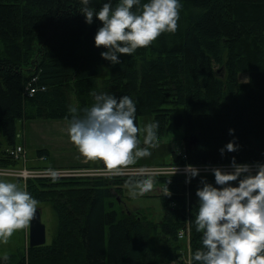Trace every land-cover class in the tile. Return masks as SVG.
I'll use <instances>...</instances> for the list:
<instances>
[{"label": "trees", "instance_id": "1", "mask_svg": "<svg viewBox=\"0 0 264 264\" xmlns=\"http://www.w3.org/2000/svg\"><path fill=\"white\" fill-rule=\"evenodd\" d=\"M80 7V0H0V129L6 140L0 141V168L21 165L23 158L11 155L17 121H69L70 107L94 102L93 90L132 96L138 121L144 114L161 120L160 142L169 128L184 130L185 152H174L170 163L120 169L228 166L232 156L264 160V0H184L177 30L134 54L120 53L117 64L95 45L102 22L94 17L86 23ZM229 128L241 147L222 155L220 147L232 139ZM191 135H197L195 144ZM103 165L109 169L105 161L97 168ZM171 174H154L163 187L158 221L129 212L119 199L138 175L30 178L27 190L52 202L57 231L51 244L0 256V264H186L185 244L191 264H200L192 259L202 246L196 189L201 176L214 182V174L200 173L190 183L186 174Z\"/></svg>", "mask_w": 264, "mask_h": 264}, {"label": "clouds", "instance_id": "2", "mask_svg": "<svg viewBox=\"0 0 264 264\" xmlns=\"http://www.w3.org/2000/svg\"><path fill=\"white\" fill-rule=\"evenodd\" d=\"M80 0L79 11L85 22L98 26L94 42L104 46L100 55L112 64L121 62L120 53L134 54L138 47L152 43L166 30H177L184 0ZM94 102L83 109L70 107L68 134L79 152L89 159H102L109 169L134 164L160 146L161 120L146 123L137 119V102L128 94L92 91ZM82 113V114H81ZM232 139L219 151L235 152L241 145ZM143 133V135H142ZM214 182L200 177L196 189L195 227L202 233L201 244L192 254L200 264H264V160L238 162L231 157L229 166L205 165ZM179 166L175 164L172 174ZM185 182L201 172L193 163L184 165ZM53 179L57 171L50 169ZM171 174V175H172ZM153 174L129 179L132 195L153 189ZM171 181V177L167 183ZM235 181L236 183H231ZM167 194L171 190L167 186ZM40 201L17 181L0 178V241L7 242L16 229L37 215ZM183 236V232L180 233Z\"/></svg>", "mask_w": 264, "mask_h": 264}, {"label": "rangeland", "instance_id": "3", "mask_svg": "<svg viewBox=\"0 0 264 264\" xmlns=\"http://www.w3.org/2000/svg\"><path fill=\"white\" fill-rule=\"evenodd\" d=\"M240 79L245 81L247 79V75H240ZM150 119H153L152 115L144 114L140 116L139 122L146 123ZM68 125L69 121L66 120L17 121L16 143L18 144L17 146H23L25 155L21 160V165L15 169L37 172H50V169H55L56 171L73 169L80 171L81 173L79 176H81L85 174L82 170L87 169L86 167L77 168V166L88 165L89 167L92 166L95 168L99 165V163L103 164L104 161L102 159H89L79 152L77 146L69 138L67 131ZM183 134V128H169L168 133L160 142V146L154 148L151 155L141 157L136 162H138L141 166L147 167L170 163L174 152L178 154L185 152ZM0 141L6 144V140L3 137L1 129ZM190 141V144H195L197 142V135H191ZM39 149H48L51 154H49V157L47 155L39 156ZM74 150L77 152L76 154H73ZM200 167V173L213 174L210 168H205L204 166ZM158 168L160 171H163V173L171 174L173 172L172 169L168 170V168H165L164 166H160ZM88 172V174L96 175L105 174L103 171H95L93 173L90 171ZM122 172H127V170L120 169L119 172L116 170L113 171L115 174H122ZM129 174L138 175L135 177L139 178L141 177L139 175H144L145 173H139V171H136ZM150 174L154 175V173ZM183 174L186 173L177 171L174 175ZM39 177L40 176L31 178L37 179ZM0 178L17 181L21 186L26 187L30 180V178L23 179L10 176H0ZM162 192L163 187L158 185L156 182L151 191L138 195H132L130 192V186H127L124 190L122 198L119 199L122 201L124 208L129 212L138 213L140 216L152 221H158L163 217L162 200L160 198V194ZM52 207L53 205L51 201H40L38 208V211H40L41 214L42 223L46 226V243L48 244L52 243L59 223L57 214L53 211ZM28 237L29 223L22 228L16 229L7 242L0 241V256L23 253L24 250L27 249V246H25L24 243L28 242ZM185 240L187 239L182 240V243ZM188 250V245L185 244L183 248V256L187 261L189 253Z\"/></svg>", "mask_w": 264, "mask_h": 264}, {"label": "built area", "instance_id": "4", "mask_svg": "<svg viewBox=\"0 0 264 264\" xmlns=\"http://www.w3.org/2000/svg\"><path fill=\"white\" fill-rule=\"evenodd\" d=\"M36 91V89H32L30 92H32V94H34ZM11 155L15 156L16 158H23L25 155V150L23 148V146H16L12 151H11ZM80 169H85V168H80ZM172 170H174V168H170ZM127 170V172H122V174H129V173H134L136 171L142 170V169H125ZM169 170V168H168ZM85 172L84 175L81 176H94L96 174H88L90 171L91 173L95 172V171H106L108 174H112L113 171H111L110 169L107 170H82ZM146 173H163V171H160L158 168H153V169H145L142 170ZM178 171H181L183 173H185L184 170V166L179 167ZM80 171H76L73 169H69V170H57V177H80ZM88 174V175H87ZM115 174V173H113ZM0 175H4V176H12V177H19V178H31V177H36V176H40V177H52L51 172H37V171H28V170H18L15 168H11V169H6V168H0ZM45 175V176H43Z\"/></svg>", "mask_w": 264, "mask_h": 264}, {"label": "water", "instance_id": "5", "mask_svg": "<svg viewBox=\"0 0 264 264\" xmlns=\"http://www.w3.org/2000/svg\"><path fill=\"white\" fill-rule=\"evenodd\" d=\"M47 242L46 226L42 223L40 211L29 222V247L45 245Z\"/></svg>", "mask_w": 264, "mask_h": 264}, {"label": "crops", "instance_id": "6", "mask_svg": "<svg viewBox=\"0 0 264 264\" xmlns=\"http://www.w3.org/2000/svg\"><path fill=\"white\" fill-rule=\"evenodd\" d=\"M47 150H48V149H47ZM49 152H50V150H49ZM76 153H77V152L74 150L73 154H76ZM50 154H51V153H50ZM24 245H25V246H28V245H29V237H28V242H25Z\"/></svg>", "mask_w": 264, "mask_h": 264}]
</instances>
